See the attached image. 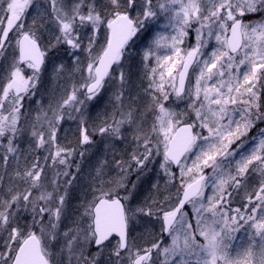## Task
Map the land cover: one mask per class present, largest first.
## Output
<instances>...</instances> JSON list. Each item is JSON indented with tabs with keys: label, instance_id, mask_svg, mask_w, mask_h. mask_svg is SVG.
I'll list each match as a JSON object with an SVG mask.
<instances>
[{
	"label": "snow or ice",
	"instance_id": "1",
	"mask_svg": "<svg viewBox=\"0 0 264 264\" xmlns=\"http://www.w3.org/2000/svg\"><path fill=\"white\" fill-rule=\"evenodd\" d=\"M0 264H264V0H0Z\"/></svg>",
	"mask_w": 264,
	"mask_h": 264
},
{
	"label": "rangeland",
	"instance_id": "2",
	"mask_svg": "<svg viewBox=\"0 0 264 264\" xmlns=\"http://www.w3.org/2000/svg\"><path fill=\"white\" fill-rule=\"evenodd\" d=\"M190 42H194V41H190ZM37 99H39V97H37ZM106 99H107V94H105L104 97H101V99L96 103L95 107L92 109V114L95 115L97 111H99L100 109H102L106 103ZM47 99L44 100L45 105L47 104ZM33 107H35V104H33ZM69 125L65 124L64 128H68ZM64 133L63 131L61 132V136H63ZM95 158H93L94 160ZM155 179V172H152L148 177L145 178V183L141 186V194H144L146 189L150 186V182L153 181ZM143 229H136V232H134V235H136L139 232H142ZM238 237L240 238V240H244L246 241V237L244 236V233H239Z\"/></svg>",
	"mask_w": 264,
	"mask_h": 264
},
{
	"label": "trees",
	"instance_id": "3",
	"mask_svg": "<svg viewBox=\"0 0 264 264\" xmlns=\"http://www.w3.org/2000/svg\"><path fill=\"white\" fill-rule=\"evenodd\" d=\"M134 71H135V69H134Z\"/></svg>",
	"mask_w": 264,
	"mask_h": 264
}]
</instances>
